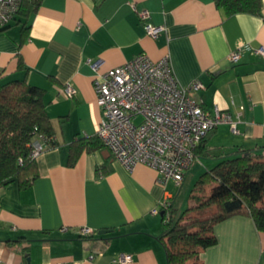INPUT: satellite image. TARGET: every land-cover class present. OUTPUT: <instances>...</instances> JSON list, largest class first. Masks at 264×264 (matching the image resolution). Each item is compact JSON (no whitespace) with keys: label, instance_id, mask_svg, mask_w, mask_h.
I'll list each match as a JSON object with an SVG mask.
<instances>
[{"label":"crops","instance_id":"obj_1","mask_svg":"<svg viewBox=\"0 0 264 264\" xmlns=\"http://www.w3.org/2000/svg\"><path fill=\"white\" fill-rule=\"evenodd\" d=\"M261 14L227 15L215 0H40L28 15L0 26V82L24 79L43 92L54 146L44 142L35 160L38 176L0 189V260L5 264H167L161 215L153 209L180 186H163L155 169H126L97 138L102 111L93 85L106 71L146 53L167 57L178 82L199 80L194 96L209 112L228 111L238 133L222 124L198 147L195 163L210 169L236 149H264V57L237 47H264ZM163 25L147 35L137 11ZM22 66H19L20 60ZM66 82L75 87L65 95ZM86 146H82V144ZM264 151V150H262ZM65 226L66 231H60ZM95 233L81 236L78 228ZM216 243L190 264H264V232L246 215L213 226ZM93 255L92 258L90 256Z\"/></svg>","mask_w":264,"mask_h":264},{"label":"built area","instance_id":"obj_2","mask_svg":"<svg viewBox=\"0 0 264 264\" xmlns=\"http://www.w3.org/2000/svg\"><path fill=\"white\" fill-rule=\"evenodd\" d=\"M22 1L0 0V26L9 25L17 17ZM137 14L147 35L156 37L164 30L163 25L150 22L147 9H139ZM242 49L264 57V47L243 46L231 52L230 61H239ZM89 62L97 71L93 85L102 111L97 138L128 170L145 164L156 170L163 186L172 181L178 187L198 158L196 148L210 131L227 124L232 133L239 132L237 120L230 112L219 108L209 112L201 107L194 93L204 87L203 83L195 80L181 85L167 57L153 60L142 52L103 72L97 70L96 62ZM63 91L72 97L75 87L66 82ZM44 142L47 139L37 135L29 156L36 158L43 151ZM171 204V196L165 195L152 212L163 211L167 220ZM66 229L60 227L62 232ZM78 232L81 236L95 233L88 226L79 227ZM115 260L125 264L132 260V255L120 253ZM0 264L5 263L0 260Z\"/></svg>","mask_w":264,"mask_h":264},{"label":"trees","instance_id":"obj_3","mask_svg":"<svg viewBox=\"0 0 264 264\" xmlns=\"http://www.w3.org/2000/svg\"><path fill=\"white\" fill-rule=\"evenodd\" d=\"M39 2L40 0H23L18 14L28 15L36 9ZM215 4L227 15H260L262 8L261 0H215ZM19 61V66H22L21 59ZM42 94L40 88L28 84L25 78L0 82L1 187L14 178L18 180L20 187H26L38 176L36 160L29 156L31 144L37 135H43L47 143L54 146L53 130L45 113ZM83 146L86 145L83 143L80 147ZM198 147L195 150L197 157ZM262 150V147L236 149L220 157L199 176L196 186H210L208 196L199 201V205H214L215 210L211 214L195 216L190 214L189 209L178 214L173 203L169 207V219H165L163 211L159 212L163 223L161 240L167 264H189L190 260H197L203 249L217 241L213 226L233 215L249 216L256 229L264 232Z\"/></svg>","mask_w":264,"mask_h":264},{"label":"rangeland","instance_id":"obj_4","mask_svg":"<svg viewBox=\"0 0 264 264\" xmlns=\"http://www.w3.org/2000/svg\"><path fill=\"white\" fill-rule=\"evenodd\" d=\"M138 120H140V118ZM205 164L206 166H209L208 162H205ZM205 164L203 163V166H201L200 164L195 163L193 168L192 166L190 167L186 179L183 181L174 198V207L177 209L178 214H182V212L189 209V212L192 215L205 216L211 214L215 210L214 205L209 207H202L199 205V201L205 199L210 190L209 185L198 184L196 186V181L199 176L207 170ZM193 261L195 260H190L189 262L192 263Z\"/></svg>","mask_w":264,"mask_h":264},{"label":"water","instance_id":"obj_5","mask_svg":"<svg viewBox=\"0 0 264 264\" xmlns=\"http://www.w3.org/2000/svg\"><path fill=\"white\" fill-rule=\"evenodd\" d=\"M162 214V213H161Z\"/></svg>","mask_w":264,"mask_h":264}]
</instances>
